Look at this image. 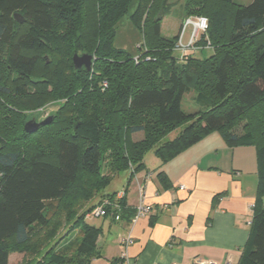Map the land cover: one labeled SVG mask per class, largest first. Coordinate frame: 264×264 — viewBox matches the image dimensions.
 Returning a JSON list of instances; mask_svg holds the SVG:
<instances>
[{
  "label": "trees",
  "instance_id": "1",
  "mask_svg": "<svg viewBox=\"0 0 264 264\" xmlns=\"http://www.w3.org/2000/svg\"><path fill=\"white\" fill-rule=\"evenodd\" d=\"M178 1L185 17L208 21L196 42L201 48L183 61L175 55L177 35L160 33L161 19ZM127 14L143 34L137 61L112 43L117 22ZM208 41L211 55L197 57ZM83 52L93 56L89 72L73 67L72 55ZM191 91L208 107L185 112L182 98ZM57 97L64 100L50 124L26 133L24 111ZM179 123L182 130L164 140ZM43 130L44 140L38 138ZM213 131L229 147L255 148L260 199L264 0L247 5L234 0H0V264H8L11 252L30 253L45 244L36 240L40 229L52 243L36 264H86L97 254L101 228L86 223L85 214L103 199H114L117 190L101 192L111 172L128 167L131 179L145 168L143 154L150 147L164 163ZM137 132L142 138L132 141ZM157 177L168 186L163 171ZM123 189L126 193L128 184ZM93 197L98 198L94 205L75 212L77 202ZM257 200L237 264H264V207ZM120 205L121 220L135 215L126 195ZM60 214L70 225L58 236ZM74 229L76 241L70 236ZM68 240L70 248L62 249Z\"/></svg>",
  "mask_w": 264,
  "mask_h": 264
},
{
  "label": "crops",
  "instance_id": "2",
  "mask_svg": "<svg viewBox=\"0 0 264 264\" xmlns=\"http://www.w3.org/2000/svg\"><path fill=\"white\" fill-rule=\"evenodd\" d=\"M144 164L128 186L126 204L130 210L137 206L142 187L149 214L134 220L127 213L118 222L99 218L97 254L86 264H110L122 253L127 264H237L258 199L255 148L229 147L213 131L164 163L157 158ZM257 201L264 207V194ZM127 235L132 243L124 245L120 240Z\"/></svg>",
  "mask_w": 264,
  "mask_h": 264
},
{
  "label": "rangeland",
  "instance_id": "3",
  "mask_svg": "<svg viewBox=\"0 0 264 264\" xmlns=\"http://www.w3.org/2000/svg\"><path fill=\"white\" fill-rule=\"evenodd\" d=\"M171 1H174V0H171ZM251 1L252 0H234V2L238 5H247ZM134 7H135V4H133L129 8V13L132 12ZM185 16L186 15L183 9V1L175 2V4L172 5L170 11L166 13L165 16L161 19L160 33L165 37H170V38L175 37L179 33V30L185 19ZM181 19H182L181 25L180 27H178V23ZM190 29H191L190 27L186 29V32L184 35V42H186L189 37ZM112 43L115 49L123 50L129 56L135 57L139 54L140 52L139 45L143 44V34H142V30L136 24L135 19L130 17V15L128 14L125 15L117 22ZM211 53H212L211 48H203L201 50H198V52H196L195 55L199 58H204V57L210 56ZM177 54H178L177 51H175V55ZM42 56L46 58L47 62H49V59H50L49 56H47L44 53H41V57ZM63 100L64 98L57 97L54 100H51L47 103H43L42 105L38 107V109L34 108L28 111H24L25 120H28L33 116H37L38 119H40V121L43 120L46 116L56 113V111L58 110L60 106V103ZM208 105L209 103L198 102L196 100L195 91H191L189 93L184 94L182 98V102H181L182 109L187 113L188 112L192 113V112H196L199 110H203L206 107H208ZM47 125H44V126H47ZM44 126H41V127H44ZM183 127H184V123H179L178 125H176L173 130L167 133L164 140L173 139L180 132V130H182ZM45 129L48 130L49 127H46ZM42 134H45V130H43L42 133H39L38 138H41L39 136H41ZM46 137L47 136H44V138H41V139L42 140L47 139ZM130 138L132 141H138L142 138V133L141 132L134 133L130 136ZM157 158L158 157L155 154L154 147H150L143 154V161L144 163L146 162V165L148 166H150L153 163V160H157ZM106 163H107L106 158H103L101 161V172L104 174L107 173ZM129 179H130V170L128 169V167H122L120 169L115 168V170L111 172L110 174L108 184L102 188L101 192L111 193L116 189H120L121 187L124 188L126 184H128L129 186L131 185L132 181H135V177L132 176L131 179L130 180ZM97 199H98L97 197H93L83 202H77L74 208L75 212L77 211V213H81L88 206L94 205L97 202ZM85 220H86V223L93 225V226H99L100 224L99 218H96L93 216L86 218ZM57 221L59 223V227L57 229L56 235H58V233L60 235L63 231H65L68 228L70 224L68 221H66L65 217L62 214L58 216ZM35 228L37 229V226ZM44 230L46 229H40L39 235L36 238V240L39 239L38 243H41V241H44L43 243L45 244L43 245L40 244L38 248L36 246H33L32 248H34V250L31 248L30 253L29 252H11L9 255L8 264H36L41 259L44 251L48 249V247L50 246V243H52V241H46L45 237H43ZM70 236H72L74 241H76V239L79 237L78 233L76 232V229H74L71 232ZM57 237L55 236L54 240H56ZM61 237L64 239L67 236L62 235ZM35 243H36L35 239L33 238L32 244L34 245ZM71 243L72 242L70 241V243L66 244L65 246H62V249L65 250V249L70 248ZM66 251H69V250H66Z\"/></svg>",
  "mask_w": 264,
  "mask_h": 264
},
{
  "label": "built area",
  "instance_id": "4",
  "mask_svg": "<svg viewBox=\"0 0 264 264\" xmlns=\"http://www.w3.org/2000/svg\"><path fill=\"white\" fill-rule=\"evenodd\" d=\"M190 27V34L186 42H184V35L186 32V29ZM208 28V21L207 18L204 16H188L185 17L181 28L179 30V33L177 34V39L175 42L174 49L177 51V59L179 61H183L186 59L188 53L191 51H196L197 49L201 48L197 45V41L200 39L201 35H204ZM210 44L209 41L206 42L205 48H209ZM139 55L134 57V60H138ZM148 59V57L146 58ZM106 85V83H103ZM183 188V186H181ZM126 193L124 189H121L116 192L114 199H103L102 202L97 204L92 210L88 211L85 214V219L89 217H96V218H103L110 216L113 221H120V209L121 200L125 197ZM110 211V212H109ZM150 209L149 207L144 203L143 198V189L142 187L139 188V201L137 206L135 207V215L133 216V219L136 220L139 216L143 214H149ZM250 224V222H249ZM121 243L124 245L132 243V238L130 235H127L123 237L121 240ZM118 264H127L126 262V253H122V256L120 258ZM200 264H216L212 262H202Z\"/></svg>",
  "mask_w": 264,
  "mask_h": 264
},
{
  "label": "water",
  "instance_id": "5",
  "mask_svg": "<svg viewBox=\"0 0 264 264\" xmlns=\"http://www.w3.org/2000/svg\"><path fill=\"white\" fill-rule=\"evenodd\" d=\"M13 17L19 22L23 21V18L19 13H14ZM93 56L88 53H74L72 55V63L75 69L84 68L86 71L91 70V64ZM53 119V115L46 116L43 120L38 121L36 116L31 117L23 124L24 131L26 133H33L38 130L39 127L49 124Z\"/></svg>",
  "mask_w": 264,
  "mask_h": 264
},
{
  "label": "flooded vegetation",
  "instance_id": "6",
  "mask_svg": "<svg viewBox=\"0 0 264 264\" xmlns=\"http://www.w3.org/2000/svg\"><path fill=\"white\" fill-rule=\"evenodd\" d=\"M40 119H38V121H39Z\"/></svg>",
  "mask_w": 264,
  "mask_h": 264
}]
</instances>
